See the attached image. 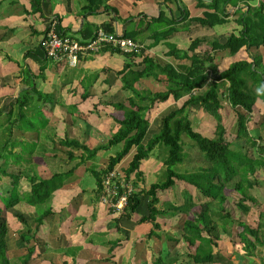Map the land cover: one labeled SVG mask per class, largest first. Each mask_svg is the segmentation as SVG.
<instances>
[{
  "label": "trees",
  "instance_id": "1",
  "mask_svg": "<svg viewBox=\"0 0 264 264\" xmlns=\"http://www.w3.org/2000/svg\"><path fill=\"white\" fill-rule=\"evenodd\" d=\"M2 1L4 0H0V3ZM42 1L28 0L29 15H38L44 19ZM107 1L109 0H82L80 17L86 21L88 16L99 13L118 15V8L107 3ZM237 1L193 0L194 8L200 11V15H191L190 8L180 0L156 2L158 6H164L165 11L159 9L158 16L152 18L151 22L164 24L167 29L154 32L150 40L156 44L162 43L165 48L162 53L165 61L151 54L149 48L142 44L139 55L123 54L109 46L101 48L99 53L109 52L123 57V66L115 74L120 81L121 89L130 95L123 102L111 103L98 99L92 103L85 115L80 112L76 117L85 123L86 129H89L90 124L87 121V116L100 117L99 108L101 107L103 111H106V116L109 115L112 118L116 130L110 134L105 142L96 146L87 144V140L90 138L87 131L83 133L84 140L82 142L69 137V132H65L58 146L64 149L73 148L79 150L80 153L74 154L68 151L67 159L71 161L68 163L70 167L62 171L51 170L48 178H39L28 169L23 170L21 174H8L4 170H0V175L10 179V190L0 195V205L2 206H0V264H11L5 239L8 225L2 209L9 210L11 216L25 229L18 236L21 242L27 244L23 250L24 260L22 264H29L35 244L39 242L37 239L39 228L46 218L54 215V212L50 207L42 211L36 210L33 228H29L24 213L17 210L16 205L24 202L36 209L46 203L49 204L52 194L62 188L64 182L73 175L78 167L91 162L100 155V152L102 153L117 145H120L119 149L114 155L106 158L104 167L98 166L97 168L89 165L85 170L90 171L94 177V193L96 198H100L105 176L115 170L121 161L134 150L129 163L121 170L124 173L125 182L130 184L132 191L127 197L125 207L114 218L116 227H118L120 219L132 220L142 199H148L145 215L136 221V226L139 227L140 231H143L147 240L153 237L157 241H161L163 235L167 242L182 244L185 247V256L191 261V264L214 263V249L218 245L220 234L226 231V224L233 225L236 222L233 216L223 208V203L227 200L224 189L231 187V194L237 198L233 201L234 207L245 214L249 211V206L245 203L247 201L254 202V199L248 195V191L258 185L254 176L260 170L264 173V138L259 135L257 138H253L247 127L256 100H260L264 104V60L262 57V52H264V0H258L254 7L249 4L253 0H243L244 6L236 8ZM240 3L241 1H239ZM143 17H140V21ZM52 18L58 21V16ZM113 19L111 20L113 21ZM191 23L213 29L215 33L227 32V34L223 42L213 35L210 39L207 37L192 39L187 43L185 49H178L175 44L167 42L171 35L179 29L180 24H183L180 28H184ZM99 26L107 33H114L111 22L101 23ZM99 28L86 22L84 28L79 32L81 37L78 41L83 43L94 39ZM64 33L59 26L58 34ZM123 36L137 42L135 34L127 32ZM218 51L227 52L230 56L243 52L247 59L233 60L227 67L220 70L214 57ZM33 55L49 61L45 58L40 43L35 49L26 52L24 58H33ZM80 58L81 56H79ZM146 79H153L158 84L155 85V91L144 90L141 87V81ZM94 80L95 78L92 76L87 78L86 84H82L85 90V95L81 96L82 102L89 97L90 94L87 89ZM205 84H208L207 88L199 93L198 91ZM220 84H226V87L222 88ZM42 95V93H38V96L41 97ZM220 95L224 96V99L221 100ZM48 101L53 105L56 100L53 97ZM165 102L179 103V105L160 117L158 133L152 137L149 143L144 144L143 139L149 128L146 114L156 104ZM28 103V100L16 99L10 103L6 114L12 117L14 106L18 107L20 111ZM191 107L203 109L207 114L208 118L202 122L203 129L205 132L208 130L205 128V124L208 125V128L209 126L212 127L213 134H210L211 136L207 137L194 129L188 115V110ZM75 108L76 105L67 106L68 112H72V109ZM110 110L112 113L108 114ZM114 112H118L119 115L114 114ZM229 112H233L236 118L234 141H236V145L240 146L237 150H232L233 143L225 138L224 115L227 116ZM1 113L3 112L0 111V115ZM23 117L25 116L20 114L9 121V140L12 129L21 126L20 118ZM210 118L215 123H212ZM25 119L28 120V124L24 131L34 132L38 129L37 117L28 114ZM263 124L264 117L260 122V125L263 126ZM182 134L195 143L203 160V164L198 165L193 172L178 173L174 170L175 165L184 161L180 143ZM9 140L0 148V160L6 154H12L11 150H8ZM158 144L167 147V155L163 160L164 179L160 182L151 183L146 188L138 189L136 183L142 176V163L149 158L150 152ZM36 147L35 144L25 145L21 153L30 157L36 152H42L45 161L47 157H55L53 153L56 150L55 147L51 149L53 152H50V155L43 154L46 148L37 147L36 150ZM16 158L21 157L16 155ZM26 162L28 163V160ZM20 176L25 177L30 184L29 193L23 197L16 190ZM176 181L184 184L183 188H180ZM175 187L179 188L180 199L177 202L167 204L165 208L161 207L159 193L172 188L175 189ZM123 191L122 188H118L119 194ZM198 194L204 200L198 201ZM215 203L217 210L222 214L218 220L223 222L221 225L218 221L213 220L210 215ZM108 211L113 214V210ZM176 215L182 217L181 227L177 233L172 232L173 235H169L165 232L161 220ZM237 226L240 228L237 238L244 245L247 254L250 255L258 243L257 231L240 220L237 222ZM250 237H253L254 240L252 241ZM31 242L33 244H30ZM118 245L119 240L109 242L108 257L104 261L109 264H117L113 261L112 251ZM152 249L150 264L178 263L176 254L172 255L169 250L164 253L161 247L157 252L152 251ZM78 250L79 248H72L71 251H64V254L68 255V252L75 253ZM13 253V256L18 257L22 251ZM74 262V258H72L70 263ZM142 264L148 263L143 262Z\"/></svg>",
  "mask_w": 264,
  "mask_h": 264
},
{
  "label": "crops",
  "instance_id": "2",
  "mask_svg": "<svg viewBox=\"0 0 264 264\" xmlns=\"http://www.w3.org/2000/svg\"><path fill=\"white\" fill-rule=\"evenodd\" d=\"M158 1L160 0H140L137 2L127 0V7H123L124 0H109L107 3L118 8V15L99 13L88 16L86 21L80 17L82 0H43L42 12L44 19L38 15H29L30 6L28 0H4L0 3V111L3 112L0 115V140L3 141L0 146L9 140V121L20 114L25 116L20 118L21 126L12 129L9 140L12 155L15 157L19 155L21 158L12 160V155L6 154L0 160V170H4L8 174H21L23 170L28 169L39 178H48L51 171L44 165L43 160L42 164L38 161V157H35L39 155L43 159V155L34 153L29 157L21 153V147L35 144L39 148H46L45 155H50V152H53L51 149L54 146H58L59 141L64 137L67 126L70 129L69 137L78 140V137L81 136L82 138L83 136L82 142L84 135L80 134L85 132L84 127L77 126L74 128V122L68 116H74L77 112H82L85 115L88 109L91 108L92 103H95L98 99L115 103L123 102L130 95L127 91L121 89L120 81L115 74L123 66L124 59L120 55H113L109 52L84 55L79 59L77 66L73 68L65 63L55 64L42 60V58L35 55H33V58H24L26 52L35 49L41 42L50 18L58 16V26L65 32L64 34L70 35L75 40L80 39L79 32L84 28L86 22L92 23L98 28L101 23L111 22L114 33L123 35L129 32L139 37L152 26L151 19L158 16L159 9L165 11L164 6H158L156 3ZM180 1L190 8L192 11L191 15H200V11L194 8L193 0ZM239 1H241L240 4ZM242 2L243 0H238L236 8L244 6ZM257 3L258 0H253L249 4L254 6ZM141 16L144 17L140 21ZM112 18H114L113 21L111 20ZM145 21H148L147 24H144ZM182 25L178 26L179 29L168 40L171 44H175L178 49H185L187 43L195 38L207 37V39H210L215 32L213 29L199 26L196 23L180 28ZM151 36V34L147 35L144 40L137 39V42L148 47L151 54L165 61L162 56L165 51L164 46L162 43L156 44L151 41ZM92 76L95 80L87 89L90 95L86 101L82 102L81 96L85 95L82 84H86L87 78ZM153 81V79L143 80L141 81V87L144 90L153 92L156 89ZM143 84L145 86H142ZM119 91L124 93V97L118 93ZM38 93L43 95L40 97ZM116 95L122 97V100H114ZM53 97L56 101L52 105L47 100H51ZM16 99L28 100L29 103L20 111L18 107L14 106L12 108V117H9L6 112L9 110L10 103H13ZM89 103L90 107H87ZM173 104L179 105V103ZM71 105H76V108L72 109V112H68L67 106ZM99 110L101 111L100 117L95 115L87 116V121L90 124V128L86 129L87 135L90 137L87 140V144L90 143L92 146L103 142L97 138L96 133L91 134L93 128L100 131L98 130L99 128L95 127L102 125L101 122L109 125L110 123L115 124L109 115L106 116V111H103L101 107ZM110 113H112V110L108 111V114ZM28 114L31 116L37 115V118L40 117L39 122L37 121L38 129L34 132L24 131L28 124V120L25 119ZM114 114L119 115L118 112H114ZM95 118H98L97 120L101 121V124L95 125ZM82 123L84 126L85 123ZM110 129L111 134L116 130V125L111 126ZM133 151L126 156L128 160L123 166H127ZM26 160H28V163ZM88 163L81 165L83 168H80L81 166L78 167L73 175L64 182L62 188L52 194L46 208L50 207L54 215L46 218L43 225L39 228L37 233L39 242L35 244L31 261L34 264H109L104 259L108 257L109 242L116 240H119L120 245L112 251L113 261L115 262L116 249L122 248L128 242L130 247L131 244L137 242L134 248L136 250L142 244L143 252L145 253L148 251V247L151 246L149 241L153 242L154 245L160 243L162 244V251L165 253L167 246L164 244L163 235L161 241H157L153 237L146 241L143 231H140L139 227L136 226V221L145 214L135 218L134 213L132 220L120 219L118 227H116L114 218L117 217V214H110L99 203L101 200L95 196V186L91 189H85L82 186L84 184L82 179L84 174L87 173L85 170L89 166ZM3 164L5 166H2ZM115 170L119 171L118 166ZM9 184L10 179L0 175V195L10 190ZM16 190L21 197L29 193L30 184L25 177L20 176ZM228 191L229 188L224 189L226 202H230L229 196L233 197V200H237L231 194V189ZM248 195L254 199V202L247 201L245 204L249 206V211L243 214L236 210V214H234L236 222L233 225H225L226 231L220 234V240L214 249L215 256L212 264H264V183L262 186L257 185L250 189ZM41 206L35 209L24 202H20L15 208L24 213L28 227L33 228V219L36 216L35 211H41ZM221 215L218 216V219H213L212 215L211 218L217 222ZM179 217L180 215L170 217L178 221L175 232L181 227L182 217ZM237 220L245 222L257 231L258 243H256L255 249L250 255L247 254L244 245L237 238L240 229L237 226ZM14 223L11 227L12 231L10 230L6 234V242L8 234L9 237L10 235L15 237L17 242L21 241L18 235L24 232L25 229L15 219ZM218 223L220 225L223 224L221 221H218ZM171 229L172 227L165 228V232L173 235ZM122 235L124 239L121 237ZM136 236L138 237L136 238ZM250 239L254 240L253 237H250ZM138 244L139 246L136 248ZM24 248L21 245H14L7 250L8 253L9 251H22L16 258H24ZM72 248H79V250L75 253L68 252V255L64 254V251H71ZM136 250L130 251L131 255L127 257L130 260V262L128 260L130 264L143 263L142 260L139 263L134 261L135 258L141 256V253L138 256L136 255ZM149 257L150 252L148 251L147 259ZM72 258H74V263H70ZM40 260L45 261L40 262ZM116 263L119 264L118 262Z\"/></svg>",
  "mask_w": 264,
  "mask_h": 264
},
{
  "label": "rangeland",
  "instance_id": "3",
  "mask_svg": "<svg viewBox=\"0 0 264 264\" xmlns=\"http://www.w3.org/2000/svg\"><path fill=\"white\" fill-rule=\"evenodd\" d=\"M126 1L127 0H124V3L122 4L123 7L124 6L127 7ZM255 5L256 4H254V6ZM130 7H131V5H130ZM147 22L148 21H145L144 24H147ZM166 29H167V26L164 25V24H154V23H152V26H150L148 28V30L144 31V33L141 36L137 37V39L138 40L139 39L140 40H144L147 35H149V34L152 35V34H154V32H161V31L166 30ZM226 34H227V32H225V33L220 32V33H216V34L214 32L213 36H216V38H217L220 35L218 37L219 38L218 40H221L223 42L224 39H225V35ZM168 42L171 43L170 41H168ZM214 57H215L217 63L219 64V69L220 70H222L223 68L227 67V65L229 63L233 62V60L247 59L243 52H241V53H239V54H237L235 56H230V55H228L227 52L218 51L217 53H215ZM262 57H263V60H264V52H262ZM155 85H158V84L155 83ZM220 85H221L222 88L226 87V84H220ZM142 86H145V85L143 84ZM207 86H208V84L203 85V87L198 92L202 93L207 88ZM118 93L121 96L124 97V93H121L120 91ZM117 95L114 98V100H118V101L122 100V97L117 96ZM118 97H120V98H118ZM219 97H220L221 100L224 99V96L220 95ZM90 103L87 105V107H90ZM167 103L168 102L156 104V106L153 108V110L148 111V113L146 114V118L150 122V126H149V128H148V130L146 132V135H145L144 139H143V143L144 144L149 143L151 141L152 137L158 133L160 117L163 114L167 113L169 110L177 108V106H178L177 104L174 105L171 102L168 103V104ZM170 105H172V106H170ZM253 109H254V111H253L252 114H250V121L247 124L249 133H250V135L253 138H257L258 135L260 137L264 138V124H263V126L260 125V122L262 121V118L264 117V104L260 100H256L255 106H254ZM78 114H79V112H77L74 116L70 115L71 117L70 116H68V117H69V119H71L74 122V124H73L74 128H76L77 126H80L82 128L84 127V129L86 131V125L83 126V123L80 121V119H78L76 117ZM205 114L206 113L204 112V110L203 109H199L198 107H191L188 110V115L190 116V119L192 121V125H193L194 129L196 131H198L199 133L209 137V136H211L210 134H213V132H212V127L209 126V128H208L207 124H205L206 125L205 128H207L208 130L205 132L204 129H203L204 125H203L202 122L205 121L206 118H208L207 114L206 115ZM97 119L98 118L94 119L95 125H99L101 123H102V125H100L99 127L97 126L95 128H99L98 130H100V131H97L96 129L93 128L92 129L93 131L91 132V134L96 133L97 138L100 141L105 142L107 140V138L110 136V132H111L110 131L111 130L110 127L114 126L115 124L114 125L112 123H110V125L107 124V123L103 124V122H101V121H99ZM39 120H40V117L37 119V121H39ZM210 121L212 123H215V121L212 118H210ZM235 121H236V118H235V115H234L233 112H231V113L229 112L227 116L224 115V127L226 129L225 138H226V140L231 141L233 143L232 146H231L232 150H237V148L240 147V146L236 145L237 143H236V141H234L235 140L234 136H235V131H236V123H235ZM65 131L66 132L70 131L68 126H67V130H65ZM83 133H81L80 135H82ZM78 138H79L78 140L81 141V139H83V136H82V138H81V136L78 137ZM2 143H3V141L0 140V144H2ZM180 143H181V146H182V152H183V156H184V161H183V163L175 165L174 166V170L176 172H178V173L193 172V171L196 170L198 165L203 164V160L201 158V155L199 154L198 148L195 145V143L191 139H189L186 135H184V134L181 135ZM54 147L56 148V150L53 152L55 157H53V158H48L47 157L46 161L44 159H41L39 157V155H38V154L42 155V152L41 153H37V152L35 153L36 155H38V156H35L36 158L38 157L37 158L38 161L40 163H42V164L44 162V165H46L48 167V170H50V171L51 170L52 171L53 170L54 171H62L64 169H68L70 167L68 163H70L71 161H68V159H67L68 158L67 157V152L68 151H71L74 154H79L80 153L79 150H76V149H73V148L64 149V148H61L59 146H54ZM119 147H120V145L113 146V147L109 148L108 150L102 152V154H100L99 156L94 158L91 162H89V163L87 162L88 165H92L93 167L100 166V168L104 167L106 158L109 157L110 155H114L116 153V151L119 149ZM0 148H1V146H0ZM10 149H11V146L9 145L8 150H10ZM21 149L23 150L24 148L21 147ZM36 150H37V147H36ZM44 155H45V153H44ZM166 155H167V147H165L164 145H160V144L156 145L155 148L150 152L149 158L146 161H144L142 163V166H141V168H142V176L136 183L138 189L146 188L151 183L160 182V181H162L164 179L163 160L165 159ZM11 159L12 160H16V157L12 155ZM42 160H43V162H42ZM127 160H128L127 157L124 158L121 161L122 163L120 165H118V170L122 166L121 169L118 171L121 174L123 173L121 171L122 168L125 167L123 165H125L127 163ZM2 166H5V164H3ZM80 168H83V166H81ZM122 175L124 176V173ZM254 177H256V180L258 181V185L262 186V184L264 183V173L260 170V171H258L255 174ZM82 181L84 183L82 186L85 189H89V188L91 189V188H93L95 186L94 177L92 176L90 171H87V173L84 174V178L82 179ZM132 181H134V180L132 179ZM176 184H178L180 188H183V186H184V184H182L179 181H176ZM228 188H229V191H230L231 187L229 186V187H227V189ZM179 192H180L179 188L175 187V189L172 188V189H169L168 191L159 193L158 196L160 198V206L165 208V206H167V204L177 202L180 199V196H181V194ZM197 199H198V201L204 200V199L199 197V194L197 195ZM229 199H230V202H224L223 203V208H224L225 211H227L229 214H231V216H233V218H234V214H236L235 213L236 212V208L233 205V201L234 200H233V197H230V196H229ZM147 201H148V199H142V202H141L140 206L135 211V218L136 217H140V215L146 213V202ZM99 203L106 209V211H108L107 205H105V203H103L102 200ZM46 207H47V203L40 207L41 211L46 209ZM2 211H4L3 216H5V214H6L5 218H6V223L8 225V231H10V230L12 231L11 227L15 223H14L13 217L10 215L11 212L9 210L6 211V210H3V209H2ZM211 215H212L213 219H218V216L220 215V212L217 210V204L216 203L212 206ZM177 222L178 221L176 219H171L169 217L168 218H162V220H161L162 225L166 229L169 228V227H172L171 230H172L173 233H175V231L177 230V229H175L176 225H177ZM179 223H180V220H179ZM121 237L123 238L124 236L122 235ZM137 237L138 236H136V238ZM7 239H8L7 240V249L8 248L11 249L14 245H16V246H20L21 245V246H24V247L27 245V244H24L21 241L17 242V239H15V237H13L12 235H10V237H9V234L7 235ZM146 241H148V240H146ZM163 241H164V244H166V246H167V251L169 250L172 255L176 254L177 262H178L177 264H191V261H189V259H187L186 256H185L186 250H185V247L182 244H178L177 245V244H173L171 242H167L165 240V238H163ZM142 242H144V241H142ZM146 243H148V242H146ZM149 243H150L149 245H151V246L148 248V251L150 252V257L148 259H147L148 251L146 253L143 252L142 244L140 245L139 248H138V246H139V244H138L137 247H136L138 249L136 250V249H134L136 243L131 244V247H130L129 246V242H128L122 248L116 249L117 250L116 251V255H115L116 256V258H115L116 262H118L119 264H130L129 263L130 260H129V258L127 259V257L129 255H131L130 251L133 252L134 250H136L135 251L136 255L138 256L139 253H141V256L135 258L134 261L136 263L137 262L139 263L140 260H142L143 262H146V263L150 264V262L152 260L151 249L154 247L152 249V251L157 252L162 244L158 243V244L154 245L153 242H151V241H149ZM30 244H32V242ZM13 255H14V253L12 251H9V258L11 260V264H22L24 258H16ZM145 255H146V259H145ZM133 259H134V257H133ZM128 260H129V262H128ZM41 261H45V260H40V262ZM29 264H34V263L31 261Z\"/></svg>",
  "mask_w": 264,
  "mask_h": 264
},
{
  "label": "built area",
  "instance_id": "4",
  "mask_svg": "<svg viewBox=\"0 0 264 264\" xmlns=\"http://www.w3.org/2000/svg\"><path fill=\"white\" fill-rule=\"evenodd\" d=\"M47 26L40 45L45 58L55 64L65 63L69 67H76L79 56L98 53L105 46L123 54L139 55L142 50V45L132 39L117 33H107L101 28L97 30L94 39L81 43L70 35L58 34L59 26L55 18H52ZM102 186L100 199L107 205L108 210H113V214L118 215L125 207L127 197L132 191L130 184L125 182L120 172L113 170L105 176ZM118 188L124 191L119 194Z\"/></svg>",
  "mask_w": 264,
  "mask_h": 264
}]
</instances>
